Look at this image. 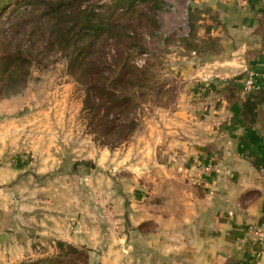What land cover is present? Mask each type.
I'll list each match as a JSON object with an SVG mask.
<instances>
[{
    "label": "rangeland",
    "instance_id": "1",
    "mask_svg": "<svg viewBox=\"0 0 264 264\" xmlns=\"http://www.w3.org/2000/svg\"><path fill=\"white\" fill-rule=\"evenodd\" d=\"M46 1L0 0V174L12 173L3 183L10 192L0 209V264H113L101 259L99 244L112 242L114 192L126 184L124 190L142 193L149 179L140 174L129 182L124 165L149 158L152 120L160 127L185 88L177 56L189 36V0L181 9L146 0L128 14L115 10L116 0H71L73 13L62 23L48 15ZM80 6L121 27L112 38L93 37L82 72L69 59L78 36L95 25L76 13ZM110 92L128 98L127 105L108 111ZM105 116L117 119L120 136L103 132ZM138 141L140 149L128 150ZM81 210L98 244H75L55 232L67 224L74 235Z\"/></svg>",
    "mask_w": 264,
    "mask_h": 264
},
{
    "label": "crops",
    "instance_id": "2",
    "mask_svg": "<svg viewBox=\"0 0 264 264\" xmlns=\"http://www.w3.org/2000/svg\"><path fill=\"white\" fill-rule=\"evenodd\" d=\"M183 2L168 6L181 9ZM185 5L189 36L177 56L185 88L160 127L152 120L149 158L124 165L129 182L140 174L149 179L142 193L124 190L126 184L114 192L112 242L99 244L100 257L113 264H264V241L249 233L264 229V0ZM248 75L257 85L251 94L244 90ZM198 164L216 165L219 173L197 181ZM10 174H0L1 211ZM80 213L74 235L67 224L55 232L75 244H98V231L84 228Z\"/></svg>",
    "mask_w": 264,
    "mask_h": 264
},
{
    "label": "trees",
    "instance_id": "3",
    "mask_svg": "<svg viewBox=\"0 0 264 264\" xmlns=\"http://www.w3.org/2000/svg\"><path fill=\"white\" fill-rule=\"evenodd\" d=\"M28 2H30L31 4L34 3V1L36 0H27ZM115 1V0H114ZM156 3V8L158 9L160 7V1L159 0H154ZM117 5L114 6L115 10H121L122 13L124 14H128L133 12L135 7H138L140 4H143L144 2H146V0H119V1H115ZM68 3V4H67ZM71 0H50V1H46L44 3V5L47 6L48 9V15L51 17V19H53L54 21L57 19L60 23H62L63 21L61 20L62 18H66V16L68 15V18L70 16L71 10L73 11V9L71 8ZM82 7L80 6L77 9L76 13H79L81 15V17H84L85 15L87 16V20L89 19V23L88 24H92L95 25L94 28H92V31H89L90 33L87 36H78L76 42V52L75 54H73L72 57H70L69 59V66L70 67H74L76 71L82 72L83 69V65H84V60H86L89 56H87V50H91V41H93V37L94 36H98L100 34H103V32H105V34H109L110 37L112 38L113 35L115 34V32H117L118 30H121V27L119 25H115L112 22H109L106 19H101V17H99L98 15H94V12L89 10L88 7H84L83 9H81ZM90 12V13H89ZM93 12V13H92ZM96 23H92L95 22ZM115 25V26H114ZM71 28L70 25L68 26V29ZM122 29H124L122 27ZM69 30H68V34H69ZM79 35V34H78ZM123 73L128 72L129 70L127 69V66L123 65L122 70ZM113 82V81H112ZM111 82V83H112ZM115 82V79H114ZM109 95V94H108ZM112 95V100L110 102L109 105V109L108 111L113 108H123V106H126V102L127 99L125 97L122 96H115L113 94ZM115 117L109 119L108 116H105L104 119H102V124H103V129H104V133H106L107 135L109 133L111 134H118L120 136L121 134V130L120 129H115L113 126L116 123ZM128 135V134H127ZM126 136V134L123 135V137ZM59 247L60 248H67L70 250V252L72 254H77L78 251L68 245H65L64 243H59ZM55 262V261H54ZM56 264H58V261L55 262ZM23 264H27V263H23ZM28 264H44L42 261H38V262H34V263H28Z\"/></svg>",
    "mask_w": 264,
    "mask_h": 264
},
{
    "label": "built area",
    "instance_id": "4",
    "mask_svg": "<svg viewBox=\"0 0 264 264\" xmlns=\"http://www.w3.org/2000/svg\"><path fill=\"white\" fill-rule=\"evenodd\" d=\"M257 85L255 82V79L252 75H248L245 79L244 83V90L246 93L251 94L253 91H255ZM219 173V168L216 165H200V167L197 168V181L202 179L204 176L209 175H217ZM249 233H251L255 240L264 241V229H255L251 228L249 229Z\"/></svg>",
    "mask_w": 264,
    "mask_h": 264
}]
</instances>
